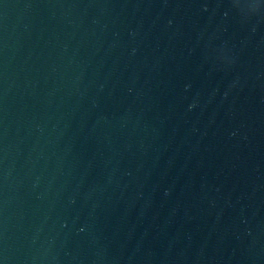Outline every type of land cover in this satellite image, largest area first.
Returning <instances> with one entry per match:
<instances>
[{
	"label": "water",
	"instance_id": "95a60500",
	"mask_svg": "<svg viewBox=\"0 0 264 264\" xmlns=\"http://www.w3.org/2000/svg\"><path fill=\"white\" fill-rule=\"evenodd\" d=\"M0 264H264V0H0Z\"/></svg>",
	"mask_w": 264,
	"mask_h": 264
}]
</instances>
